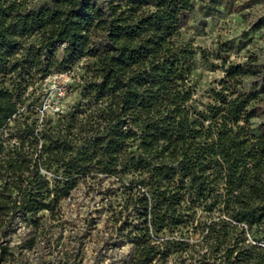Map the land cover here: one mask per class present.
Here are the masks:
<instances>
[{"label":"trees","instance_id":"trees-1","mask_svg":"<svg viewBox=\"0 0 264 264\" xmlns=\"http://www.w3.org/2000/svg\"><path fill=\"white\" fill-rule=\"evenodd\" d=\"M195 10L0 0V264H29L38 214L61 217L80 185L106 212L105 264H264V82L212 54L223 76L196 100ZM84 59L76 96L50 116L44 80Z\"/></svg>","mask_w":264,"mask_h":264},{"label":"rangeland","instance_id":"rangeland-1","mask_svg":"<svg viewBox=\"0 0 264 264\" xmlns=\"http://www.w3.org/2000/svg\"><path fill=\"white\" fill-rule=\"evenodd\" d=\"M194 2L196 10L185 36L200 48L196 51L191 75L196 100L204 103L210 100V90L217 87L223 76V58L227 59L226 65L229 62L247 64L244 66L249 74L245 81L247 86L251 82H264V26L258 27L260 22H264V0H222L215 7L206 6L203 0ZM206 8H210V13H205ZM212 54L222 59L215 60ZM85 62V59L81 60L71 70L44 80L48 91L42 108L50 116L64 109L76 96V91H69V86L78 81ZM259 96L260 105L264 108V93ZM99 207V198L88 195L80 185L71 198L62 203L61 217L52 219L48 212H40L38 243L34 251L27 252L24 258L22 256V261L28 259L29 264H71L75 257H82L83 264L99 261L105 264L106 212H101L98 217L96 211L100 210ZM93 221L95 227H92Z\"/></svg>","mask_w":264,"mask_h":264}]
</instances>
